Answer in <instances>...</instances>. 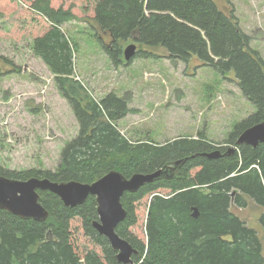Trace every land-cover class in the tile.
I'll return each instance as SVG.
<instances>
[{
	"label": "trees",
	"instance_id": "obj_1",
	"mask_svg": "<svg viewBox=\"0 0 264 264\" xmlns=\"http://www.w3.org/2000/svg\"><path fill=\"white\" fill-rule=\"evenodd\" d=\"M32 8L50 22V28L35 38L33 52L55 75L75 113L79 133L64 146L56 170L0 166V176L91 184L113 170L129 178L183 160L171 178L122 197L127 216L117 232L138 250L133 255L135 264H264V213L259 233L231 210L233 203L246 207L249 199L264 207V143L237 144L246 129L264 122V58L251 46L252 36L243 30L235 9L225 11L216 0H98L93 18L97 35L110 37L104 48L116 65L133 61L125 60L124 50L134 41L141 47L164 49L173 61L197 57L224 76L233 71L256 111L236 123L224 141L235 147L231 153L230 146H217L204 134L163 143L125 136L118 122L132 111L129 101L113 92L97 100L75 77L78 44L63 25L78 17L71 9L53 8L51 0H34ZM159 56L138 49L134 58ZM216 149L220 156L206 155ZM39 193L50 213L44 222L0 207V264H124L93 226L99 218L95 196L69 207L51 191ZM147 195L152 199L147 239L142 241L131 228L138 222L136 203ZM75 218L82 220L86 235L101 247V254L79 253L73 242Z\"/></svg>",
	"mask_w": 264,
	"mask_h": 264
},
{
	"label": "rangeland",
	"instance_id": "obj_2",
	"mask_svg": "<svg viewBox=\"0 0 264 264\" xmlns=\"http://www.w3.org/2000/svg\"><path fill=\"white\" fill-rule=\"evenodd\" d=\"M34 0H0V166L12 170H56L61 152L79 133V123L60 92L55 75L33 52L36 37L50 28L47 18L32 8ZM98 0H51L53 8L71 9L77 20L63 25L77 42L76 79L101 100L110 92L129 101L132 110L118 122L130 139L163 143L178 137L204 134L217 146L234 125L256 111L243 95L235 73L226 76L197 58L173 61L164 49H149L160 56L134 58L116 65L104 48L110 42L97 35L93 18ZM221 9H235L251 46L264 58V0H216ZM134 41L128 42L126 46ZM221 143V144H219ZM152 196L136 203L138 222L131 231L146 241V221ZM231 210L246 224L263 232L264 207L249 199L246 207ZM73 242L80 254L102 249L72 221Z\"/></svg>",
	"mask_w": 264,
	"mask_h": 264
},
{
	"label": "water",
	"instance_id": "obj_3",
	"mask_svg": "<svg viewBox=\"0 0 264 264\" xmlns=\"http://www.w3.org/2000/svg\"><path fill=\"white\" fill-rule=\"evenodd\" d=\"M137 51V44L130 43L124 50L125 60L131 61ZM261 143H264V122L249 127L237 140L238 145L247 144L253 147ZM234 149V146H230L229 152L232 153ZM206 155L215 158L221 155V151L216 149ZM182 162L183 160L176 161L174 166L160 168L152 173H135L129 178L120 171L113 170L91 184L74 180L54 182L49 178L18 180L0 176V207L23 218L44 222L50 213L40 201L39 190L57 194L69 207L83 204L93 195L97 199L99 215L98 220L93 222L94 228L109 240L117 251L119 262L135 264L133 255L138 254V250L117 232L118 225L127 216L122 197L126 192H135L148 183L171 178ZM197 215L198 210L194 208V216Z\"/></svg>",
	"mask_w": 264,
	"mask_h": 264
}]
</instances>
